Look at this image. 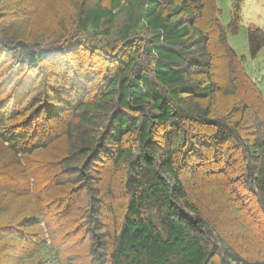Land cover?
Returning <instances> with one entry per match:
<instances>
[{"label": "trees", "instance_id": "1", "mask_svg": "<svg viewBox=\"0 0 264 264\" xmlns=\"http://www.w3.org/2000/svg\"><path fill=\"white\" fill-rule=\"evenodd\" d=\"M240 10L225 26L215 0H0V264H264ZM246 36L254 58L264 29Z\"/></svg>", "mask_w": 264, "mask_h": 264}, {"label": "rangeland", "instance_id": "2", "mask_svg": "<svg viewBox=\"0 0 264 264\" xmlns=\"http://www.w3.org/2000/svg\"><path fill=\"white\" fill-rule=\"evenodd\" d=\"M215 3L218 8V17L220 21L223 25L227 26L232 18L233 0H215ZM252 27L264 29V0H241V10L239 13L237 27L235 29L233 27H229L227 35L229 45L242 59L241 63L245 72L249 77L256 81L264 97V49L261 50L254 58L251 57L248 50L246 31L248 28ZM43 28L47 29L46 26H43ZM36 31L39 34L32 30L30 32V37H45V34H47V32H45L43 33V36L40 34V29H36ZM10 183V187H15V184L12 182ZM6 184L7 182L5 179H0V185ZM42 195L43 194H41V196ZM5 264L8 263L5 262Z\"/></svg>", "mask_w": 264, "mask_h": 264}]
</instances>
